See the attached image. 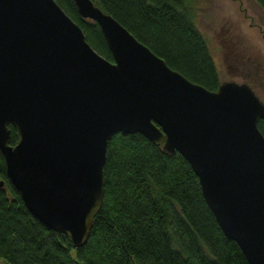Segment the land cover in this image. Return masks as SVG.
I'll list each match as a JSON object with an SVG mask.
<instances>
[{"label": "water", "instance_id": "95a60500", "mask_svg": "<svg viewBox=\"0 0 264 264\" xmlns=\"http://www.w3.org/2000/svg\"><path fill=\"white\" fill-rule=\"evenodd\" d=\"M72 2L111 61L55 0H0V154L25 208L81 246L101 206L107 140L139 133L187 161L223 235L264 264L263 102L245 82L206 89L92 0Z\"/></svg>", "mask_w": 264, "mask_h": 264}, {"label": "trees", "instance_id": "16d2710c", "mask_svg": "<svg viewBox=\"0 0 264 264\" xmlns=\"http://www.w3.org/2000/svg\"><path fill=\"white\" fill-rule=\"evenodd\" d=\"M86 41L112 60L94 21L72 0H55ZM171 69L208 90L218 74L192 21L191 0H92ZM264 12V0H255ZM256 126L264 137V117ZM9 143L15 141L8 124ZM103 196L84 244L46 228L23 205L0 154V257L9 264H247L205 203L198 180L177 152L139 133H114L102 165Z\"/></svg>", "mask_w": 264, "mask_h": 264}, {"label": "rangeland", "instance_id": "374dc122", "mask_svg": "<svg viewBox=\"0 0 264 264\" xmlns=\"http://www.w3.org/2000/svg\"><path fill=\"white\" fill-rule=\"evenodd\" d=\"M219 81L234 80L264 95V12L255 0H191ZM0 264H9L0 257Z\"/></svg>", "mask_w": 264, "mask_h": 264}, {"label": "flooded vegetation", "instance_id": "af4514ba", "mask_svg": "<svg viewBox=\"0 0 264 264\" xmlns=\"http://www.w3.org/2000/svg\"><path fill=\"white\" fill-rule=\"evenodd\" d=\"M250 86V85H249ZM251 88H253L252 86H250ZM254 91V93L257 95V97L263 102V104H264V95H262V93H260L259 92V94L258 93H256V91L255 90H253Z\"/></svg>", "mask_w": 264, "mask_h": 264}]
</instances>
